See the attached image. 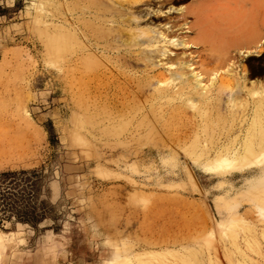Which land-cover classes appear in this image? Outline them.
I'll use <instances>...</instances> for the list:
<instances>
[{
  "label": "rangeland",
  "instance_id": "374dc122",
  "mask_svg": "<svg viewBox=\"0 0 264 264\" xmlns=\"http://www.w3.org/2000/svg\"><path fill=\"white\" fill-rule=\"evenodd\" d=\"M199 5L229 18L214 40ZM0 7V173L26 172L11 197L37 221L0 209V264H264V151L216 163L264 86V0Z\"/></svg>",
  "mask_w": 264,
  "mask_h": 264
},
{
  "label": "bare ground",
  "instance_id": "6f19581e",
  "mask_svg": "<svg viewBox=\"0 0 264 264\" xmlns=\"http://www.w3.org/2000/svg\"><path fill=\"white\" fill-rule=\"evenodd\" d=\"M213 1H216V0H213ZM105 9V8H104ZM205 12H209V14H206ZM211 12H213L212 14H211ZM216 12L217 11H215L214 10V8H210L209 6H207L206 7V5H199V6H197L195 9H194V13H195V15H197V19H198V26H197V30H198V35H200L201 36V40L203 41L204 40V42L206 41L207 42V40L208 41H210V40H214V38H213V33H212V30H211V26H219L220 27V30L221 31H223L224 30V27L225 28H228V25H225V24H229V18H226V15L225 16H217V14H216ZM105 13V12H104ZM106 15V14H105ZM106 23V22H105ZM107 25V24H106ZM223 25V26H222ZM107 30V29H106ZM108 31V30H107ZM106 31V32H107ZM162 36V35H161ZM157 37L156 36H153L152 38H150V40H155ZM220 38H222L221 36H220ZM161 40V39H160ZM147 42V41H146ZM213 43V42H212ZM105 50V49H104ZM161 55H163V56H166V52L164 51ZM149 56V55H148ZM146 57H147V55H146ZM149 57H147V59H148ZM153 59H154V57H153ZM152 59V60H153ZM110 60V59H109ZM108 60V61H109ZM151 60V57H150V61H152ZM111 62V61H110ZM109 62V63H110ZM113 62V61H112ZM114 63V62H113ZM112 64V63H111ZM116 64V63H115ZM153 64H155V63H153ZM216 73V72H215ZM104 75H105V73H104ZM106 77V76H105ZM182 77H184V75H181V74H177V73H174L173 75H172V77L171 78H169V79H167L166 78V80L165 81H163V82H168L169 84H172V83H174V82H176V80H178V79H180V78H182ZM194 77V76H193ZM165 78V77H164ZM246 78V77H245ZM197 79V78H196ZM199 79H200V77H199ZM210 79V78H209ZM228 79V78H227ZM149 80V79H148ZM171 80V81H170ZM198 80V79H197ZM215 80V79H214ZM229 80V79H228ZM170 81V82H169ZM181 81V80H180ZM185 81V80H184ZM183 81V82H184ZM224 81V80H223ZM227 81V80H226ZM245 81V80H244ZM112 82V81H111ZM161 82V81H160ZM187 82V81H186ZM188 82H190V81H188ZM141 83V82H140ZM139 83V84H140ZM178 83H179V81H178ZM185 83V82H184ZM229 83V82H228ZM236 83V82H235ZM181 84V83H180ZM196 84V83H195ZM193 85V87L195 86V87H197L196 85ZM203 84V83H202ZM231 84H233V83H231ZM93 85V84H92ZM141 85H142V83H141ZM167 85V84H166ZM164 86L165 88L168 86ZM187 85V84H186ZM197 85H199V84H197ZM230 85V84H229ZM240 85H241V83H240ZM243 85V84H242ZM254 85V84H253ZM100 86V85H99ZM163 86V85H162ZM214 86V85H213ZM212 86V87H213ZM252 86V85H251ZM261 86V85H260ZM211 87V86H210ZM247 87V86H246ZM165 88L163 89V90H165ZM207 88V87H206ZM209 88V87H208ZM253 88V87H252ZM255 88H256V86L253 88L254 90H255ZM263 88H264V86L263 87H259V89H262L261 91H259V90H257V91H254V90H252V92H250V96H251V94H254V95H256V97H257V99L255 100V102L253 103V113H254V117H253V119H252V121L250 122L251 124H250V126L246 129L247 131H246V134H245V136H244V139H243V144H242V152H238V151H235L233 154H231V153H229V155L228 154H226V155H224L223 157H221V156H219V158L220 159H218L217 161H216V163H217V165H220V166H224V167H228V168H242V166H245V165H248L253 159H255L261 152V154H263V151H264V90H263ZM159 89V88H158ZM194 89V88H193ZM196 89V88H195ZM212 89V88H211ZM249 89L251 90V88L249 87ZM204 90H205V88H204ZM236 90H238V89H236ZM157 91V90H156ZM162 91V90H161ZM213 91V90H212ZM211 91V92H212ZM233 91V90H232ZM243 92V90H242V88H239V92ZM96 92V91H95ZM200 92V91H199ZM235 92V91H234ZM241 92V93H242ZM194 93V92H193ZM202 93V92H201ZM204 93V92H203ZM240 93V94H241ZM115 94V93H114ZM190 94V93H189ZM205 94V93H204ZM204 94H203V96H204ZM207 95V94H206ZM211 95V94H210ZM241 95H239V94H237V95H235L234 96V98H236V97H240ZM192 97V96H191ZM197 97V96H196ZM200 97V96H199ZM198 97V98H199ZM207 97V96H206ZM253 98H254V96H252ZM255 97V98H256ZM193 98V97H192ZM191 98V99H192ZM186 99V98H185ZM203 99H204V97H203ZM187 100V99H186ZM185 100V101H186ZM200 100V99H199ZM238 100V99H237ZM192 102H194V100L192 101ZM197 102V101H196ZM200 102V101H199ZM231 102H232V100H231ZM249 102V101H248ZM203 104V103H202ZM233 108H234V106L236 105V103L235 102H233ZM252 104V103H251ZM199 106H200V104H198ZM240 105H243V104H240ZM203 107V106H202ZM199 108V107H198ZM251 108V107H250ZM197 109V108H196ZM196 111V110H195ZM235 111V110H234ZM101 112V111H100ZM251 112V111H250ZM250 117V116H249ZM81 119V118H80ZM83 120V119H82ZM88 121H91V120H88ZM91 122H93V121H91ZM98 122V121H97ZM83 123V122H82ZM124 123H126V122H124ZM98 125V124H97ZM96 125V126H97ZM110 125V124H109ZM107 126V127H110L111 128V126ZM113 125H115V124H113ZM121 125V124H120ZM95 126V127H96ZM99 126V125H98ZM116 126V125H115ZM119 126V125H118ZM117 126V127H118ZM84 127V126H83ZM93 127V126H92ZM119 127H121V126H119ZM89 128V127H88ZM94 128V127H93ZM101 128V127H100ZM102 128H103V126H102ZM101 128V129H102ZM114 128H116V127H114ZM113 128V129H114ZM78 130H80V129H78ZM87 130V129H86ZM85 131V130H84ZM101 131V130H100ZM87 132V131H86ZM78 133V132H77ZM83 133V132H82ZM92 133V132H91ZM71 134V133H70ZM86 134V133H85ZM243 134V133H242ZM83 135V134H82ZM102 135H103V133H102ZM109 136V135H108ZM71 137V136H70ZM241 138V137H240ZM71 139V138H70ZM83 139V138H82ZM210 139H212V138H210ZM72 140V139H71ZM234 140V139H233ZM208 141V140H207ZM231 141V140H230ZM207 143V142H206ZM210 143H212V141L211 142H209V144ZM231 143H233V142H231ZM238 143V142H237ZM76 144V143H75ZM193 144H194V142H193ZM213 144V143H212ZM211 144V145H212ZM191 145H192V143H191ZM234 145V144H233ZM196 146V145H195ZM226 146V145H225ZM193 147V146H192ZM191 147V148H192ZM204 147V146H203ZM227 148V147H226ZM235 148V147H234ZM184 149V148H183ZM195 148H193L192 150H194ZM222 149H224L223 147H222ZM229 149V148H228ZM189 150V149H188ZM184 151V150H183ZM187 151V150H186ZM217 151V150H216ZM185 152V151H184ZM187 152H189V151H187ZM192 152V151H191ZM201 152V151H200ZM200 152H198V153H200ZM224 152V151H223ZM213 153H215V152H213ZM218 153V152H217ZM187 154V153H186ZM192 154H194V153H192ZM208 154V153H207ZM216 154V153H215ZM260 154V155H261ZM187 155H189V154H187ZM203 155V154H202ZM219 155V154H218ZM221 155H223V154H221ZM228 155V156H227ZM193 156V155H192ZM197 156H199V154L197 155ZM204 156V155H203ZM206 156V155H205ZM264 156V155H263ZM262 156V157H263ZM260 157V156H259ZM198 158V157H197ZM212 160V159H211ZM220 166H218V167H220ZM247 167V166H246ZM226 169V168H225ZM230 169V170H231ZM235 170V169H234ZM237 170H240V169H237ZM227 171V170H226ZM237 223V222H236ZM238 224V223H237ZM240 224H242V223H240ZM240 224H238V225H240ZM229 226V225H228ZM233 226V225H232ZM243 226V225H242ZM244 226H246V225H244ZM243 226V227H244ZM236 227V226H235ZM249 226H246V228H248ZM251 227V226H250ZM237 228V227H236ZM246 228H244V229H246ZM235 229V228H234ZM227 231V230H226ZM236 231V230H235ZM253 231H255V230H253ZM264 231V230H263ZM238 232V231H237ZM243 232H244V230H243ZM234 233V232H233ZM242 233V232H241ZM240 233V234H241ZM245 233H246V230H245ZM230 234H232V233H230ZM243 235L242 236H244L245 234L244 233H242ZM247 234V233H246ZM250 234V233H249ZM255 234V233H254ZM259 234H262L261 232L259 233ZM258 234V235H259ZM213 235H215L214 233H213ZM233 235V234H232ZM231 235V236H232ZM263 235V234H262ZM221 239L222 240H227L228 239V237H226V233L225 232H222L221 231ZM241 236V235H240ZM215 237V236H214ZM237 237V236H236ZM235 237V238H236ZM239 237V236H238ZM249 237V236H248ZM252 237V236H251ZM262 237V236H261ZM249 239V238H248ZM251 239V238H250ZM215 240H216V238H215ZM229 240V239H228ZM232 240V239H231ZM237 240V239H236ZM252 241V240H251ZM208 242V241H207ZM247 242H249V241H247ZM257 242V241H256ZM262 242V241H261ZM3 243H5V241H4V237H2V236H0V244L2 245V247L4 246L3 245ZM230 243V242H229ZM240 243H242L241 241H240ZM243 243H245V242H243ZM243 243L241 244V245H243ZM258 243V242H257ZM236 244V243H235ZM235 244H234V246H235ZM247 244L249 245L250 243H246V246H247ZM253 244H255L256 245V243H253ZM259 244V243H258ZM262 244V243H261ZM211 245V244H210ZM237 245V244H236ZM240 245V246H241ZM245 245V244H244ZM238 246V245H237ZM251 246V245H250ZM258 246V245H257ZM248 247V246H247ZM254 247V246H253ZM222 248V247H221ZM230 248H232V247H230ZM248 248H250V247H248ZM259 248V247H258ZM257 248V249H258ZM243 249H245L244 247H243ZM254 249V248H253ZM257 249H255V250H257ZM261 250V249H260ZM259 251V250H258ZM256 254H257V251L255 252ZM261 253H262V251H261ZM198 254H200V253H198ZM247 254V253H246ZM264 254V253H263ZM187 255V254H186ZM185 255V256H186ZM248 255V254H247ZM260 255V254H259ZM180 256V255H179ZM185 256H184V259H185ZM191 255H189V257H190ZM211 256V255H210ZM183 257V256H182ZM238 257V256H237ZM248 257V256H247ZM252 257V256H251ZM192 258H193V256H192ZM199 258V257H198ZM207 258V257H206ZM249 258V257H248ZM142 259V258H141ZM187 259H189V258H187ZM200 259V258H199ZM252 259V258H251ZM261 259V258H260ZM248 260V259H247ZM165 261H166V259H165ZM182 261V260H181ZM196 261V260H195ZM195 261H193V262H195ZM202 261H203V259H202ZM205 261V260H204ZM216 261H218V260H216ZM237 261V260H236ZM249 261H251L250 259H249ZM248 261V262H249ZM254 261H256V260H254ZM183 262V261H182ZM251 262H253V261H251ZM196 263H197V261H196ZM201 264H203V263H201ZM237 264V263H236ZM238 264H240L239 262H238ZM242 264V263H241ZM247 264V263H246ZM250 264V263H249ZM253 264V263H252ZM256 264V263H255ZM257 264H259L258 262H257Z\"/></svg>",
  "mask_w": 264,
  "mask_h": 264
},
{
  "label": "trees",
  "instance_id": "16d2710c",
  "mask_svg": "<svg viewBox=\"0 0 264 264\" xmlns=\"http://www.w3.org/2000/svg\"><path fill=\"white\" fill-rule=\"evenodd\" d=\"M0 12H1V7H0ZM26 172H21V173H14V172H6V173H0V209L1 212L6 215L7 213H12L14 214L17 212V214L21 217L19 219L24 220L26 223L34 222L35 217L32 215L31 218L33 219H28L29 214L27 215H22L26 214L25 210L19 209L20 206L18 205L17 199H13L11 197L15 196V194L12 191H19L21 188V185L18 184L17 179L20 176H25ZM33 214V213H32ZM34 220V221H33Z\"/></svg>",
  "mask_w": 264,
  "mask_h": 264
}]
</instances>
